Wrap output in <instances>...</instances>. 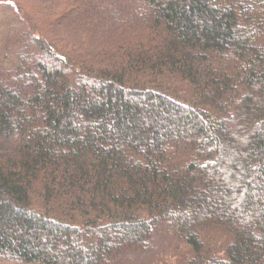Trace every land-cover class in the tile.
I'll return each mask as SVG.
<instances>
[{
    "label": "trees",
    "instance_id": "trees-1",
    "mask_svg": "<svg viewBox=\"0 0 264 264\" xmlns=\"http://www.w3.org/2000/svg\"><path fill=\"white\" fill-rule=\"evenodd\" d=\"M183 246L264 264V0H0V264Z\"/></svg>",
    "mask_w": 264,
    "mask_h": 264
},
{
    "label": "rangeland",
    "instance_id": "rangeland-1",
    "mask_svg": "<svg viewBox=\"0 0 264 264\" xmlns=\"http://www.w3.org/2000/svg\"><path fill=\"white\" fill-rule=\"evenodd\" d=\"M179 251L174 254V258H169L168 256L166 258L164 257L165 264H183L184 261L192 255V251L187 246H183Z\"/></svg>",
    "mask_w": 264,
    "mask_h": 264
}]
</instances>
